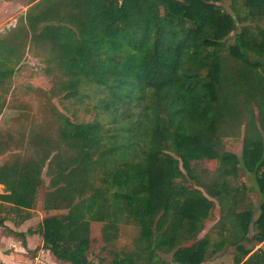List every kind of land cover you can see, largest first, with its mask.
Returning <instances> with one entry per match:
<instances>
[{"label":"trees","instance_id":"1","mask_svg":"<svg viewBox=\"0 0 264 264\" xmlns=\"http://www.w3.org/2000/svg\"><path fill=\"white\" fill-rule=\"evenodd\" d=\"M27 4L0 37V87L28 47L50 98L92 117L52 105L48 126L29 130L31 155L0 165L5 213L26 220L42 188L43 211H66L16 236L39 234L61 262L94 264L90 224L105 246L124 224L138 230L133 248L109 250L107 264H167L161 254L204 264L226 248L233 264H264V0ZM230 140L240 156L226 151ZM202 161L215 166L192 167ZM241 170L251 185L232 187ZM215 203L220 217L201 235Z\"/></svg>","mask_w":264,"mask_h":264},{"label":"rangeland","instance_id":"2","mask_svg":"<svg viewBox=\"0 0 264 264\" xmlns=\"http://www.w3.org/2000/svg\"><path fill=\"white\" fill-rule=\"evenodd\" d=\"M28 0H0V37H5L9 31L16 27L19 17L25 13L28 8ZM45 64L42 58L36 57L34 53L25 48L21 58V62L14 67V75L5 82L4 86L0 87V140H5V144L0 148V165L11 160L14 156L28 157L31 155V150L28 148L30 142V136H28L29 130L33 124H41L48 126L51 122V106H55L56 109L71 119L77 118L79 121H87L92 116L84 114L81 110L75 109L70 103L61 101L60 98H50L47 92L50 90L52 84L51 79L44 73ZM64 106L70 108V111L65 110ZM76 111V112H75ZM75 113L76 115H74ZM226 151L233 153L237 156L241 155V142L239 140H230L226 143ZM214 168L215 165L205 161L192 162V167ZM42 179L45 185H48L49 178L45 176V170L43 171ZM229 184L232 187L244 185L250 186L251 180L250 175L241 170L236 178L230 177L228 179ZM2 188L0 187V192ZM46 192L44 188L39 190L37 196L36 207L32 211L37 217L39 215L36 212H41V205L43 195ZM258 196L257 194L251 196L255 204V216H258ZM216 204V203H215ZM5 210V209H3ZM66 211H57L54 215L65 213ZM53 214L49 212L48 214ZM212 219L205 222L204 231L201 235L206 233L211 226L213 221L218 220L220 217V210L216 204L212 210ZM0 218H3L0 215ZM213 220V221H212ZM33 227V229H36ZM7 230L0 229V235H7ZM138 230L132 225L120 226V234L118 240L109 245L105 246L101 237V224L91 223L90 224V238L91 246L88 251V260L94 264H107L112 259V256L108 252L111 251H123L128 252L133 248V238L137 236ZM253 232L250 233V236ZM22 239L19 238V241ZM23 241V240H22ZM106 247V250H102ZM24 248V247H23ZM262 249L264 252V245L256 244V248ZM13 250V248L9 249ZM26 253V258L19 251L14 250L11 256L14 264H29L28 258L33 256L34 252ZM28 253V254H27ZM234 249L226 248L221 251L213 260L205 262L204 264H233ZM161 257L167 261V264H174L171 262V255L161 254ZM46 259L48 262L54 264V259L47 255ZM100 260H105L104 263H100Z\"/></svg>","mask_w":264,"mask_h":264},{"label":"crops","instance_id":"3","mask_svg":"<svg viewBox=\"0 0 264 264\" xmlns=\"http://www.w3.org/2000/svg\"><path fill=\"white\" fill-rule=\"evenodd\" d=\"M0 187L2 188L0 194H3L4 187L2 185H0ZM2 206L3 208H5L7 204H2ZM3 208L0 209V215H2L3 218L1 219H4V222L3 226H0V229L7 230V235H0V264H14L11 258L14 250L19 251L24 256L26 255V252L24 250H27L28 252H34L33 256H31V258H28L29 264H32L33 258L37 256L41 250L44 252V254L42 255V259L45 263L52 264L46 259V256L49 255L54 259V264H69L61 262L60 260L55 258L49 250L45 249L43 247V239L39 234L34 233L31 235H25L24 239L21 238L23 241H19V237L16 236V234H24L28 230H36L33 229V227L38 226L44 218L54 215L55 211H52L53 214L50 213L49 215H46V212L41 210V212H36L39 215V217H37L35 214H32L33 210H31L29 212L30 216L26 220L22 221L14 214L8 215L7 213H5ZM11 248H13V250L9 251V249Z\"/></svg>","mask_w":264,"mask_h":264},{"label":"built area","instance_id":"4","mask_svg":"<svg viewBox=\"0 0 264 264\" xmlns=\"http://www.w3.org/2000/svg\"><path fill=\"white\" fill-rule=\"evenodd\" d=\"M44 254V252L41 250L39 252V254L37 256H35L32 260V264H47L44 262V260L42 259V255Z\"/></svg>","mask_w":264,"mask_h":264}]
</instances>
